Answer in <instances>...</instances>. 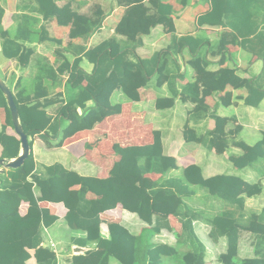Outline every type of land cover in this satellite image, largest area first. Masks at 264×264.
Returning <instances> with one entry per match:
<instances>
[{"label":"trees","instance_id":"obj_1","mask_svg":"<svg viewBox=\"0 0 264 264\" xmlns=\"http://www.w3.org/2000/svg\"><path fill=\"white\" fill-rule=\"evenodd\" d=\"M58 1L19 0L11 17L14 23L12 29L2 25L5 8L0 4L1 53L7 59H16L20 67L26 68L34 53V49L25 42L54 40L61 44V40L49 35L45 21L55 19L57 25L68 27L70 39L65 47L55 50V63H43L38 67L33 94L23 95V88L12 93L21 126L29 140L30 153L20 167L5 169L0 174V264H26L30 258L29 249L34 250L36 264H56L54 253L41 245L42 228L53 224L56 217L39 205L41 201L62 203L67 209V225L85 233L81 244H94L91 250L73 256L71 264H110L112 259L118 264H165L163 257L172 259L175 264H206V248L194 232L196 221L209 225V237L213 241L225 238L226 249L217 256L220 264H264V207L257 212L248 213L245 210L246 199L261 192V181L248 182L235 174L204 178L196 164L185 167L179 177L169 176L172 170L177 169V161L163 154L159 131H153V142L148 145L122 147L114 144L113 150L119 160L106 178L81 176L59 164L44 167L40 175L34 173V136H40L48 147L61 146L67 138L89 130L95 120L114 110L111 95L115 90L121 88L129 99H137L139 87L175 86L179 76L173 70V56L184 48L191 54L193 65L201 61V67L206 66L202 56L206 40L191 34L178 36L171 33L165 48L147 58L137 55L141 35L148 34L160 23L171 27L175 10L165 0H148V6L143 0H117L119 4L127 5V10L116 32L127 39L110 37L89 47L74 40L86 43L100 29L105 18L103 8L94 4L89 12L81 13L74 7L73 0H65L61 5ZM176 1L182 7L190 2ZM207 2L209 9L196 18L197 26L228 28L232 39L242 49L263 62L262 71L257 76L243 78L236 75L233 69L224 68L212 78L210 85L216 92L223 91L227 86L244 87L247 92L245 104L258 106L264 97V0ZM66 52H71L73 60ZM84 58L93 64L90 73L80 67ZM63 72L68 73L66 85L74 93L66 100H59L58 114L53 116L46 111V106L55 101L49 99L44 80L53 83ZM193 88V83L181 86L184 94L198 98ZM177 95L178 91L172 90L171 96L175 98ZM60 96L56 94V97ZM88 102L92 105L88 106ZM155 106L164 108L168 106V100L157 98ZM0 107L5 110V125L0 131V157L10 160L20 152V139L16 133L7 132V127L14 128L1 90ZM210 117L215 120V127L207 132L209 137H214L208 146L219 145L220 148L222 144L219 142H225V138L221 137L224 121L214 111ZM188 136V133L184 134L185 140H196ZM256 163H264V131L254 144L244 147L243 153L233 159V165L238 170ZM148 173L160 174L162 179L158 182L143 177L141 186L123 182L128 176L138 179ZM261 173L264 176V171ZM193 186L222 201L223 208L206 212L190 206L185 199L194 194ZM88 192L95 194L96 198L88 199ZM23 202L27 203V210L21 215L19 207ZM117 205L135 213L150 227L135 235L114 221L108 227L109 237H103L100 214ZM169 215L180 223L181 232L177 237L187 250L152 242L155 233L162 229L171 230ZM246 232L252 235V257L239 256L240 236Z\"/></svg>","mask_w":264,"mask_h":264},{"label":"crops","instance_id":"obj_2","mask_svg":"<svg viewBox=\"0 0 264 264\" xmlns=\"http://www.w3.org/2000/svg\"><path fill=\"white\" fill-rule=\"evenodd\" d=\"M64 1L59 0L58 4L61 5ZM76 1L73 0L74 7L81 13H85L81 5H76ZM92 1L94 4H99L105 12L102 26L86 43L79 40H74V42L87 44L89 47L110 37L126 40L125 35L116 32V27L124 16L127 5L119 4L117 0ZM147 1L143 0L146 6H148ZM165 1L170 3L175 10V14L171 17V27L160 23L153 27L148 34L141 35L140 45L136 49L137 55L147 58L153 52L165 48L170 42L171 33L178 36L191 34L206 40L202 46V56L205 57L206 66L201 67V61L193 65L191 54L187 48H184L176 56H173L175 63L173 70L179 76L176 78L175 86L170 88L167 84H163L158 88L139 87L137 99H129L121 88L115 90L111 95L114 110L95 120L89 130L77 132L67 138L61 146L48 147L40 136H34L32 139L34 173L40 175L44 172V167L59 164L64 169L75 171L81 176L106 178L114 163L119 160V156L113 150L114 144L122 147L148 145L153 142V131H159L163 154L172 156L177 161V169L172 170L169 176L179 177L185 167L196 164L201 168L204 178L218 174H235L248 182L261 181V192L245 201L246 212H257L264 207V201H262L264 199V176L261 173L264 168L261 167V163H256L251 167L247 166L238 170L233 165V159L243 153L244 147L254 144L260 138L261 132L264 131V97L258 106H248L244 102V97L247 94L244 87L227 86L223 91L216 92L212 89L210 82L224 68L233 69L236 75L243 78L257 76L262 71L263 62L242 49L237 41L232 39L231 31L228 28L197 26L196 18L209 9L207 0H190L185 7L178 4L176 0ZM15 2L16 6L19 0H15ZM15 10L16 8L8 14L5 9L2 18L4 28L12 29L14 27L11 17ZM44 24L49 35L53 39L61 40V44H57L54 40H45L39 43L25 42V45L34 49L30 63L26 68L20 67L16 59H7L2 55L0 39V78L12 93H17L23 88V95L33 94L34 77L38 67L43 63H55V50L65 47L70 41L68 27L57 25L55 19H49ZM66 55L70 60H73L74 56L71 52H66ZM80 67L90 73L93 64L84 58L80 62ZM67 77L68 73L63 72L57 75L53 83L48 79L44 80L49 99L55 101L46 106V111L53 116L58 114L61 103L59 100H66L74 93L66 85ZM18 82L19 86L17 87ZM187 83L194 84L193 89L198 93V98H191L182 92L181 86ZM172 90L178 91L175 98L171 96ZM56 94H61V96L56 97ZM157 98L167 99L168 106L157 108L155 106ZM91 105L92 102H88V106ZM213 111L224 121V132L221 137L225 138V142H219L222 144L220 148L219 145L209 148V141L214 140L213 136L207 135V132L212 131L215 127V120L210 117ZM4 125L5 110L0 107V131ZM7 132L15 133L11 127H7ZM185 133H188V137H195L196 140L191 138L185 140ZM1 151L0 147V154ZM0 159L4 158L0 157ZM143 177L158 182L162 179L160 174L148 173L138 179L128 176L123 182L130 186H141ZM73 188L78 189V186ZM192 190H194V194L185 199V202L195 209L216 212L223 208L224 205L221 201L209 197L203 189L193 186ZM86 197L94 199L96 195L88 192ZM256 200L259 203L258 207L248 210L249 205H253ZM39 205L48 209L49 213L56 217L55 222L44 226L41 233V245L54 253L56 264H71L73 256L83 254L94 247V244L82 245L81 240L85 237V233L78 229H71L67 225L65 221L67 209L62 203L41 201ZM26 210L27 203H21L19 213L23 215ZM100 220L101 234L105 238L109 237L108 227L114 221L135 235H139L143 229L150 227L135 213L123 209L120 205L101 213ZM168 222L171 230L162 229L155 233L152 236V242L177 247L179 250H187L181 241H176L177 235H174L173 242L170 239H161L165 237V233H171L172 230L177 233L181 232L180 223L174 216L169 215ZM209 231L208 224L202 221L194 222V232L206 248L205 263L207 264V248L210 247V249H217L215 264H220L217 256L225 251L226 241L225 238L213 241L209 237ZM244 238L250 241L247 246V254L241 255V242ZM253 251L252 235L247 232L242 233L239 240V256L252 257ZM28 252L30 258L26 264H36L34 250L29 249ZM163 262L175 264L172 259L167 257H163ZM110 264L118 263L112 259Z\"/></svg>","mask_w":264,"mask_h":264},{"label":"water","instance_id":"obj_3","mask_svg":"<svg viewBox=\"0 0 264 264\" xmlns=\"http://www.w3.org/2000/svg\"><path fill=\"white\" fill-rule=\"evenodd\" d=\"M0 90L3 93L6 99L7 106L10 110L14 132L20 139V152L18 156L10 160L0 159V174H1L5 169H15L20 167L23 164L24 160L29 156L30 146H29L28 137L23 131V128L19 120L18 109L14 102L12 91L1 78H0Z\"/></svg>","mask_w":264,"mask_h":264},{"label":"rangeland","instance_id":"obj_4","mask_svg":"<svg viewBox=\"0 0 264 264\" xmlns=\"http://www.w3.org/2000/svg\"><path fill=\"white\" fill-rule=\"evenodd\" d=\"M15 3H16L15 0H0V4H2L4 6V8L8 11L7 12L8 14L10 13V11H14V9L16 7ZM77 4L81 5V7L83 8V12L87 13V12L90 11L91 7H93L94 2L92 0L91 1H88V0H77L76 1V5ZM261 167L264 168V163L263 164L261 163ZM262 201H264V199ZM257 204H259V203L256 200L254 202V204L253 205H249V207L247 209L248 210L249 209H255V208L258 207ZM170 232L171 233H165V237L164 238H161L160 236H159V238H161V239H170V241L173 242L175 240L174 235L178 236L179 234L177 232H175L174 230H172ZM176 241H179V240L176 239ZM249 241H250L249 239L247 240L246 238H244L243 241L241 242V255H246L247 254V248H248L247 246H248V242ZM216 255H217V249L214 250V249H210V247H208L207 248V258H206L207 259V264H215Z\"/></svg>","mask_w":264,"mask_h":264},{"label":"built area","instance_id":"obj_5","mask_svg":"<svg viewBox=\"0 0 264 264\" xmlns=\"http://www.w3.org/2000/svg\"><path fill=\"white\" fill-rule=\"evenodd\" d=\"M52 246V245H51Z\"/></svg>","mask_w":264,"mask_h":264}]
</instances>
